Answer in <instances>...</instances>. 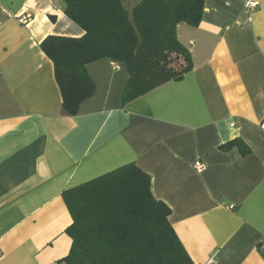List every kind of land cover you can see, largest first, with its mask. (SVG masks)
<instances>
[{"label":"crops","instance_id":"obj_1","mask_svg":"<svg viewBox=\"0 0 264 264\" xmlns=\"http://www.w3.org/2000/svg\"><path fill=\"white\" fill-rule=\"evenodd\" d=\"M140 1L120 3L131 17ZM245 1L205 0L198 26L175 30L191 71L125 106L124 64H87L94 93L69 116L39 44L83 30L63 0H0V264H61L62 193L130 163L193 264H264V0L250 21ZM234 139L247 156L219 149Z\"/></svg>","mask_w":264,"mask_h":264},{"label":"trees","instance_id":"obj_2","mask_svg":"<svg viewBox=\"0 0 264 264\" xmlns=\"http://www.w3.org/2000/svg\"><path fill=\"white\" fill-rule=\"evenodd\" d=\"M205 0H141L131 17L120 0H63L64 14L80 38L47 36L39 47L50 60L65 114L75 116L94 93L86 65L102 59L124 64L128 80L122 106L191 71L190 53L176 26L197 27ZM53 20V19H52ZM248 147L238 139L220 146ZM71 217V239L61 264H193L168 218L170 209L150 192V177L134 163L119 167L61 195Z\"/></svg>","mask_w":264,"mask_h":264},{"label":"built area","instance_id":"obj_3","mask_svg":"<svg viewBox=\"0 0 264 264\" xmlns=\"http://www.w3.org/2000/svg\"><path fill=\"white\" fill-rule=\"evenodd\" d=\"M256 7H257V3L253 0H247L244 2L243 14L246 16L247 21H250L251 14L256 9ZM17 19H18V22L20 24L25 25L28 22H30V20L32 19V15L30 13H24V14L20 15ZM192 167L195 171H201V170H203L204 165H203V163H201L199 161H195L193 163ZM206 264H209V262H207Z\"/></svg>","mask_w":264,"mask_h":264}]
</instances>
